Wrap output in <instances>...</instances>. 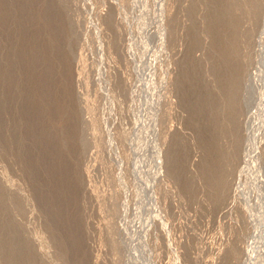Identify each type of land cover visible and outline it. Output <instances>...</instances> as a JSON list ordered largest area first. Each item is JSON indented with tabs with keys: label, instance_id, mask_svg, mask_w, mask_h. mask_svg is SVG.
Segmentation results:
<instances>
[{
	"label": "rangeland",
	"instance_id": "1",
	"mask_svg": "<svg viewBox=\"0 0 264 264\" xmlns=\"http://www.w3.org/2000/svg\"><path fill=\"white\" fill-rule=\"evenodd\" d=\"M51 1L63 21L77 123L71 225L83 263L264 264V0L257 17L248 0ZM19 13L0 33L11 37L2 59L19 58ZM229 23L242 82L243 142L232 165L223 79ZM0 103L11 105L0 123V241L9 226L39 263L72 264L60 257L19 155L21 90L4 77ZM220 159L227 182L218 199L207 183L209 164Z\"/></svg>",
	"mask_w": 264,
	"mask_h": 264
},
{
	"label": "bare ground",
	"instance_id": "2",
	"mask_svg": "<svg viewBox=\"0 0 264 264\" xmlns=\"http://www.w3.org/2000/svg\"><path fill=\"white\" fill-rule=\"evenodd\" d=\"M228 1L230 3V0ZM248 1L254 17H257L260 13L262 0ZM26 2L33 3L35 8H21L20 6ZM212 2L213 4H217L222 2V0H212ZM13 4H15V9L20 10L17 18V24L21 28V33L18 37L20 40V42L18 41L19 52L17 51L20 59L18 56H10L7 59H2L1 57L0 77L6 78L7 83L11 87L13 86L16 90L17 88L21 90L23 106L19 109H21L20 117L23 119L21 122L22 124L24 123L25 130L19 134V138L17 137L16 141L18 143V149L20 150L19 155L26 164L24 166L29 169L28 171L32 175V182L35 185L37 184L39 197L43 200L47 210L49 230H51L53 235L52 239L58 243L61 249L60 257L66 263L84 264L85 249L80 244V237L77 233L78 228L76 227L77 229H74V226L71 225L73 199L77 184H74L71 181V177H69L76 170L71 163L74 160H72L73 154L70 149L75 150L72 145L75 141H72V138H75L76 134L72 137V132H74L73 130L77 123L75 125V122L72 120L75 116L72 118L74 114H71L72 109L70 110L73 95L70 90L71 84L66 78V72H68L67 70L69 68L66 67V64L69 59L66 62V56L64 54L66 50L63 51L64 49L62 47V44H65L63 42L64 30L61 26V22L63 21L60 20V13L58 14L59 8L55 5L53 6L51 0H13ZM14 8L7 6L6 0H0V33L6 30L7 21L13 15ZM34 21L36 23L39 22L41 27L33 24ZM229 24L231 39L227 44L228 51L224 58L226 71L223 79L225 78L224 80L226 82L224 84L225 87H223L227 99L226 109L232 113L228 117L227 122L229 135L232 136V151H230L226 158L232 165L233 161H237L236 159L241 156L239 154V147H241L240 145L243 142L239 133L241 126L239 117L242 100V82L238 70L240 56L237 54L236 34H233L234 24ZM34 25L39 27L37 28L38 30H35L36 26ZM2 35L0 34V37ZM46 38L50 40L49 47L45 44L43 46L41 43L43 41L45 42ZM10 39L11 37L6 36V38L0 40V52H4L9 47L10 44L8 45V41ZM51 56L54 58L51 59ZM64 62L66 63L65 65L63 64ZM14 66H18L19 68L13 72ZM60 78H63L64 81ZM5 89L8 90L10 88ZM9 107L6 108L9 109ZM6 108L0 103V123L2 121V112L4 113ZM238 112L239 114H237ZM68 141L71 142V147ZM3 142H6L5 139ZM218 157L220 156L218 155ZM220 162L215 163L212 161L209 166L207 164L210 171L207 184L217 198L219 196L221 197L219 195L220 191L225 193L223 189H226L225 184L227 182L226 169L223 166L222 160ZM203 167L207 169L205 165ZM205 179L208 178L205 177ZM74 180L76 179L74 178ZM225 191L227 193V190ZM1 199L0 196V205L3 204V199ZM4 229H8L7 239L5 240L4 238L5 241H0V252L5 257V260H7V262L5 261L7 264H42L37 261L36 254L22 244L21 239L19 240L14 231L15 229L13 230L9 226H6Z\"/></svg>",
	"mask_w": 264,
	"mask_h": 264
}]
</instances>
